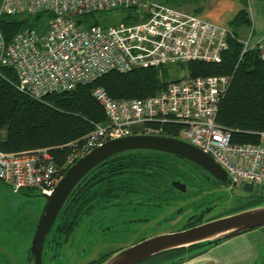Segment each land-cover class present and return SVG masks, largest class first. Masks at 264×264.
<instances>
[{"label":"built area","instance_id":"built-area-1","mask_svg":"<svg viewBox=\"0 0 264 264\" xmlns=\"http://www.w3.org/2000/svg\"><path fill=\"white\" fill-rule=\"evenodd\" d=\"M118 9L136 21L100 26L83 19ZM2 15L39 17L37 26L22 28L10 41L0 25V68L12 70L16 89L37 100L92 83L111 71L190 61L220 63L228 40L236 37L227 26L146 0H0ZM251 38V32L246 39L237 38L242 53L256 49L264 67V37ZM230 82L229 75H187L168 80L154 95L121 99L95 87L92 97L106 122L94 124L90 134L69 145L74 153L67 165L108 140L136 134L130 126L143 123L144 134L162 135L166 128L177 132V137L209 154L232 184L258 183L264 188V130L254 133L253 143L235 142L234 129L217 121ZM64 173L49 148L0 150V182L13 189H35L46 197Z\"/></svg>","mask_w":264,"mask_h":264},{"label":"trees","instance_id":"trees-1","mask_svg":"<svg viewBox=\"0 0 264 264\" xmlns=\"http://www.w3.org/2000/svg\"><path fill=\"white\" fill-rule=\"evenodd\" d=\"M237 11L232 23L250 27L248 0ZM126 14V13H125ZM120 21L131 23L136 17L125 15ZM39 18V17H37ZM2 15L0 25L4 37L12 36L26 26H37L38 19ZM98 24L96 22H92ZM118 23V22H117ZM116 24V23H115ZM228 40L220 63L190 61L185 66L191 77L205 75H229L230 85L220 104L217 121L234 129L235 142H255L254 134L264 130V67L256 49L242 53L240 36ZM166 67H137L125 73L108 72L94 82L75 89L46 95L42 100L19 92L13 82L16 79L10 69H0V150L27 152L49 148L55 162L61 165L70 151L69 145L80 142L94 129V124L105 123L101 106L92 97V90L103 87L112 98H141L158 93L168 82ZM164 136H176L177 132L165 129ZM186 159L155 150H128L116 153L94 166L73 188L61 208L55 226L66 238L73 229L72 222L82 220L87 205L102 202L107 206L130 203L129 193H167L169 179L183 174ZM180 174V176H181ZM31 190L23 189L21 191ZM264 200V199H263ZM262 201V200H259ZM251 202L250 204H254ZM78 207V211L70 208ZM72 217H69L70 215ZM82 215V216H81ZM81 216V217H80ZM70 222L71 225H67ZM189 248H180L157 254L138 264L163 263L182 255ZM174 260L171 264H177Z\"/></svg>","mask_w":264,"mask_h":264},{"label":"rangeland","instance_id":"rangeland-1","mask_svg":"<svg viewBox=\"0 0 264 264\" xmlns=\"http://www.w3.org/2000/svg\"><path fill=\"white\" fill-rule=\"evenodd\" d=\"M146 1L163 2L167 5L180 8L187 12H191L207 21L227 26L237 32L240 36V39L242 40L246 39L247 35L251 32V40L255 41L256 38L258 39V36L264 32V0H248L247 10L249 12L251 20L253 21V23L256 24L255 33L253 32V29L251 30V26H236L232 23L234 16L238 11V8L243 6L244 0ZM125 13L126 11L123 9L114 10L112 12L99 11L90 15H85L83 19H85L87 22H96L100 26H108L119 22V20L122 16H124ZM165 69V78L167 80L179 79L182 76L186 77L188 75L185 66L170 65L167 66ZM12 82L16 87V79ZM144 130L145 125L143 123L133 124L130 126V131L132 133L141 134L142 132H144ZM2 137L3 134L2 132H0V139H2ZM71 148L73 147H69L70 151L64 157L62 164L58 165L56 163L58 167H64L65 169L67 168V163L70 159L69 157L72 156V153H74L71 152ZM53 157L55 160V156ZM77 158H75L73 162L77 160ZM182 168H184L183 171H181L183 173L182 178L187 179L192 184H198L197 177L199 176V173L197 171L196 166H193L191 163L189 164L188 161H185ZM211 189L212 188L209 187L202 188V190ZM236 193L238 195H235ZM236 193H232L227 187L219 189L216 188V190H211V193H208V196H206L205 198H207L208 200H213V198L215 199V201L219 200V204L215 208H213L212 211L208 213V215L218 214L224 211H229L226 213H230L250 205V203L252 202V195H250V193H240L238 190H236ZM160 198H163L165 202L155 204L154 208L152 207L150 209H143L139 211L141 213L139 217H143L147 212H153V219H151V221L147 224H138L137 229L133 230L134 235L140 236L146 234H157L160 232H169L182 228L181 225L184 223L185 217L183 216V214L178 217V215L181 214L182 208H184V203H182V197L176 194V196L165 195L161 196ZM237 199L239 201L245 199L243 201V203L245 204L242 207H238ZM44 203L45 198L40 195L39 192L35 189L21 191L13 189L12 187L0 182V264H27V250L30 246V242L32 239L31 224L37 223ZM57 220H59V218ZM124 226H126L125 223L121 225V227ZM131 228L134 229L136 227ZM81 232V230L78 231V234L76 237H74V239H79V235L81 234ZM4 233L8 234L7 239L3 237ZM123 240H125L124 237H121L119 239V241ZM83 243H85L84 235L83 238L80 240L79 244ZM65 246L66 245L64 244L63 247L65 248ZM78 248H81V246H79L78 244L75 245V251H73V258H75V260L73 264H83L87 262L88 258H93V255L91 253H89L90 255L86 256L82 254L78 255L76 253V250ZM190 251L191 249L185 250L183 254ZM217 252H219V254H223L224 252H226V249L212 251V254ZM219 254L217 253L216 255ZM56 257L57 258L52 260L51 264H62L63 261H65V258L60 257V254H58ZM198 260L199 258L192 259L189 263H193ZM69 262H72V260H69ZM69 262L68 264H71ZM164 264H168V262H164Z\"/></svg>","mask_w":264,"mask_h":264},{"label":"flooded vegetation","instance_id":"flooded-vegetation-1","mask_svg":"<svg viewBox=\"0 0 264 264\" xmlns=\"http://www.w3.org/2000/svg\"><path fill=\"white\" fill-rule=\"evenodd\" d=\"M187 161L189 164L191 163L197 168L199 173V176L197 177L198 184H192L187 179L182 178L183 175L179 173L178 175L174 174L172 178L169 179V184L167 185L168 188L166 189L167 193H129V197L132 200L130 203H124L111 207L107 206V204H104V202L97 205H87V208L85 206L84 209H82L83 212L87 211L83 214V216L81 215L82 220H77V222L74 220V222H72L73 229L66 238L64 237V233L58 231L57 228H55L57 223L59 224L57 217L53 227L45 239L41 256V264H51L52 260L57 258L56 256L58 254H60L61 258H65V261H63L62 264H68L69 260H72V262L69 263L73 264L75 260V258H73V251H75V245L77 244L81 246V248L76 250L78 255L82 254L86 256L90 255L89 253L93 255V258H88L87 262L83 264H98L104 258L118 251L119 249L154 235L146 234L137 236L134 235L133 230L137 229L138 224H147L151 221V219H153V212H147L143 217H139L141 215L139 211L143 209H150L152 207L154 208L155 204L165 202L163 198H160L161 196H176L177 194L182 197L184 208H182L181 214L178 215L179 217L183 214L185 217L184 223L181 225L182 228L194 226L202 222L229 214L226 213L229 211H224L222 213L208 215V213H210V211H212V209L219 204V200L215 201L214 198L213 200H208L205 197L208 196V193H211V190H216V188L219 189L227 187L232 193H236V190H238L240 193H250V195H252V201L255 203L264 199L263 188H260L259 192H255L239 188L238 184H226V182H221L214 178L200 165L189 160ZM183 169L184 168H182V171ZM175 180L185 183L186 190L181 191L175 188L172 184ZM208 187L212 189L202 190V188ZM235 195L238 194L236 193ZM244 200L245 199L241 201L238 200L237 206L242 207L245 204L243 203ZM78 209V207L70 208V210L74 212H77ZM73 215L75 214H72L69 217H72ZM123 223H125L126 226L121 227ZM69 224L71 225L70 222L67 223V225ZM31 225V238H33L37 223ZM131 227L136 228L132 229ZM80 230L82 232L79 235V239H74ZM83 235L85 239V243H83L84 247L83 244H79L80 240L83 238ZM7 236L8 234L4 233L3 237L7 239ZM247 236H250L248 237L250 242L249 247L244 251H241V253L238 255H233V258L228 262H224L223 260L219 259V257H211V259L205 260L206 254H209L211 251H216L218 247L224 244H238V242L242 241V239ZM121 237H124L125 240L119 241ZM64 244L66 245L65 248L63 247ZM31 245L32 239L27 250V264H36L34 257L31 255ZM197 247L191 249L190 252H186L185 254L178 256L176 259L174 257L173 260H167L168 264H171V262L174 260H180L177 264H188L190 260L196 258H199V261L194 264H264V225L216 242H212L210 244L200 245L199 248ZM210 255H212V253ZM149 264L154 263L151 261Z\"/></svg>","mask_w":264,"mask_h":264},{"label":"water","instance_id":"water-1","mask_svg":"<svg viewBox=\"0 0 264 264\" xmlns=\"http://www.w3.org/2000/svg\"><path fill=\"white\" fill-rule=\"evenodd\" d=\"M128 150H155L192 161L221 182L230 183L226 172L202 150L182 139L155 134H132L111 139L75 161L64 173L52 193L45 198L32 238L31 255L41 264L45 239L59 212L76 184L104 159ZM173 186L186 190V184L175 180ZM239 188L260 191L258 183L239 182ZM264 225V200L227 215L177 230L154 234L110 254L98 264H138L157 254L191 246L210 244Z\"/></svg>","mask_w":264,"mask_h":264},{"label":"crops","instance_id":"crops-1","mask_svg":"<svg viewBox=\"0 0 264 264\" xmlns=\"http://www.w3.org/2000/svg\"><path fill=\"white\" fill-rule=\"evenodd\" d=\"M240 8H238V10ZM252 29H253V32L255 33L256 24L253 23V21H252V24H251V30ZM252 35H253V33H252ZM263 37H264V32L261 35L258 36V39L259 38H263ZM256 40H257V38H256ZM248 237H250V236L244 237L242 239V241L238 242V244H231V245L230 244H224V245L218 247L217 250L226 249V252H224L223 254H219V252H217L219 255H216L217 253H214V254L210 255L212 253V251H211L209 254H206V257H205L206 259L205 260L211 259V257L212 258L219 257V259L223 260L224 262H228L230 259L233 258V255H238L239 253H241V251H244L246 248L249 247L250 242L248 240Z\"/></svg>","mask_w":264,"mask_h":264},{"label":"bare ground","instance_id":"bare-ground-1","mask_svg":"<svg viewBox=\"0 0 264 264\" xmlns=\"http://www.w3.org/2000/svg\"><path fill=\"white\" fill-rule=\"evenodd\" d=\"M44 23V22H43ZM199 261V260H198ZM198 261H195V262H193V263H188V264H194V263H197Z\"/></svg>","mask_w":264,"mask_h":264}]
</instances>
